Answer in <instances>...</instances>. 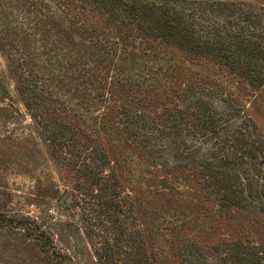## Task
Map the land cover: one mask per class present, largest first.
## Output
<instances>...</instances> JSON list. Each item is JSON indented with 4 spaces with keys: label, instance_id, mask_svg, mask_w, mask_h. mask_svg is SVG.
I'll return each mask as SVG.
<instances>
[{
    "label": "trees",
    "instance_id": "1",
    "mask_svg": "<svg viewBox=\"0 0 264 264\" xmlns=\"http://www.w3.org/2000/svg\"><path fill=\"white\" fill-rule=\"evenodd\" d=\"M55 3L75 18L89 9L104 13L108 24L120 19L125 25L121 27L122 42H116L115 36H94L86 42L64 34L59 38L60 44L67 50V57L75 59L73 63L62 61L60 56L55 62L37 63L32 55L36 49L28 42L19 45L18 38L12 48L13 54L21 49L20 55H24L21 58L24 64L18 63L16 67H25L19 74V91L27 106L36 112V122L48 134L53 153L72 163L82 177L83 219L91 235L102 239L96 251L102 264H123L127 258L133 264H147L146 237L158 243L154 231L160 229L159 221L166 216L176 220L174 224L183 223L179 218L186 216V222L201 229L202 241L215 234L216 222L210 216L208 219L198 212L185 214L196 207L193 196L181 201L176 198L173 207H163L158 197L161 191L155 187L147 189L148 179L144 180L139 170L147 166L146 161H160L158 165L166 174L188 171L189 176H200V188L208 196L214 195L222 209L264 214V138L250 119L234 116L236 101L210 83L211 72L204 71L195 79L182 73L173 58L175 49H183L228 68L250 87H259L264 83L263 21L250 11H236L230 7L235 5L233 2L216 0H201L196 7L191 6V0H177L174 5L168 0H56ZM3 4L2 25L7 23L1 12L11 5L24 12L26 19L39 17V25L48 19L43 12L50 13L48 8H52V4L34 0H8ZM53 24L58 27L56 31H63L61 27L71 29L66 22L54 20ZM145 24L149 26L144 27ZM134 30L139 33L135 37L140 42L132 39ZM119 43L122 47L117 53L113 49ZM91 59L104 60L108 65H103V69L110 68L115 75L109 79L108 71H104L105 78L94 72L79 81L69 76V69L74 68L81 72L78 76L85 77L82 71L93 65ZM181 79L191 82L189 94L181 92ZM55 84L63 88H56ZM95 84L98 90H84L86 85ZM177 97L185 99L184 108L171 102ZM215 99L227 103L222 111H218ZM96 102L106 104V112L100 116H94ZM167 102L174 104L166 106ZM234 135L237 136L233 139ZM96 223L103 228L100 234L93 229ZM0 231L24 234L35 240L50 264H74L46 224L37 218L0 212ZM5 238L3 235L2 239ZM218 246L205 250V254L216 259L223 253L221 258L228 261L246 250L235 240L221 239ZM253 251L249 259L264 264V250ZM205 254L198 256V264L208 261ZM162 263L163 260L156 264Z\"/></svg>",
    "mask_w": 264,
    "mask_h": 264
},
{
    "label": "rangeland",
    "instance_id": "2",
    "mask_svg": "<svg viewBox=\"0 0 264 264\" xmlns=\"http://www.w3.org/2000/svg\"><path fill=\"white\" fill-rule=\"evenodd\" d=\"M7 1L0 0V5ZM55 1L34 0V3L52 4V8H48L50 13L43 12L44 15L47 14L48 19L41 25L38 23L41 21L39 17L27 18L30 20L28 22L26 14L19 9L15 10L13 5L1 12L4 15L3 21L7 24L2 25L0 22V38H3L0 39V212L12 215L22 213L45 223L53 239L61 249L70 254L74 264H102L96 253L98 242L102 239L91 235L89 227L83 219L82 206H84L85 197L82 196L80 190L82 177L76 173L77 169L72 163L53 153V148L47 138L48 134L43 132L36 122L34 117L36 112L27 106L25 97L19 91V74L22 75L25 67H16L18 63L24 64L21 61L24 55H20L21 49L19 54H13L12 48L13 43L16 42L15 38H18L21 39L19 45L22 46L23 42H28L32 49H36V51L32 50V55L36 58L37 63L43 61L47 63V60L55 62L59 56V59L64 62L73 63L75 59H69L67 50L63 49L60 44L62 41L59 38L64 34L69 38H75V40L84 39L86 42L94 36H115L118 39L116 42H122L121 38L124 34L121 32L124 29L121 27L123 28L125 25H122L120 19H114L108 24L105 22L107 16L104 13L89 9L88 12L83 11L75 18L71 16V12H66L68 10L63 9ZM191 1L193 3L191 6L196 7L201 0ZM216 1L233 2L235 5L230 7H235L236 11L240 9L250 11L254 17L260 18L264 25V0ZM168 2L174 5L177 0H168ZM19 6L23 7L22 4ZM188 13L189 11L183 14L184 19H187L186 14ZM50 17L51 19H49ZM54 20L59 23L66 22L71 29L64 30L61 27L60 30L63 31H56L58 27L53 24ZM147 25L145 24L144 27ZM7 26L10 29L6 30ZM130 27L132 28L133 25ZM18 28L21 30L20 32H18ZM93 29L98 30L94 31ZM133 32L132 39L140 42V38L135 37L139 33H135V30ZM24 38L27 40L25 41ZM4 42L6 45L3 44ZM121 47L122 44L119 43V45H114L113 50L119 53ZM181 50L183 52L175 49L173 56L179 63L181 72L188 73L193 78L202 76L204 71L211 72L210 83L222 89L224 93L228 94V97L232 96L236 101L238 108L237 114L234 116L239 118V115H242L244 118L250 119L254 128L264 138V83L259 87L252 88L228 68L211 63L206 57H197ZM63 54H65L64 58ZM117 57L118 55H114V58ZM105 64L104 60H93V65L84 69L85 72L82 71L85 77L78 76L81 72L75 71L74 68L69 69V76L79 81L86 78L89 73L96 72L105 78L104 71H108L107 78L110 79L115 74L110 68L103 69ZM179 83L181 92L185 91L189 94L188 85L191 82L181 79ZM55 87L63 88L58 84H55ZM95 88L98 90V84L86 85L84 90H94ZM86 95L83 94V96ZM90 96H92V91ZM184 100V98L177 97L171 102L178 103L184 108L186 102ZM171 102H167L166 106L174 104ZM215 103L218 111H222L227 105L220 99H215ZM105 105L103 102H96L93 107L94 116H100L106 112ZM236 127L237 125L232 129ZM235 136L237 135L232 138L234 139ZM188 140L189 143H192L193 139L190 137ZM203 150L206 151V147ZM254 154L258 155L257 152ZM158 163L161 162L146 161L147 166L139 169L143 172V179H148L146 188L151 190L155 187L161 191L162 195H158V197L161 198L165 208L167 205L173 207L176 198H179L177 201H181V199H190L188 197L192 198L193 196L195 199L193 203L196 207L191 211H185V214L190 215L198 212L206 217L210 216L216 222V230L211 238L202 241L201 229L197 224L186 222L183 212L181 214L184 215L181 216L184 217L179 218L183 220V223L174 224L176 220L169 219V216L163 217L159 221V226L164 228L160 227L158 231H154L158 243L155 244L152 238L146 237L148 242L144 247L148 254L146 256L149 258L147 264H156L161 260H163L162 264H198V256H201L202 253L205 254V250L217 247L221 239L228 242L239 241L246 250L238 256L235 254L228 261L221 258L223 253L217 255L216 259L210 254H205L208 261L204 264H255L252 261H256V259L251 261L248 256L254 253L253 250H264V214L256 215L246 210L222 209L214 195L208 196L205 189L200 188V176H189L188 171L166 174ZM106 170L110 172L109 168ZM140 179L142 180L141 177ZM197 180L198 182H196ZM188 212L190 213L187 214ZM207 218L209 219V217ZM96 224V228L93 229L99 233L103 228L99 223ZM212 224L210 223V226H213ZM3 235L6 236L5 240L2 239ZM218 247L220 248V246ZM126 260L123 264H133L128 261V258ZM262 260L264 263V258ZM0 264L50 263L35 240L24 234H6L0 231Z\"/></svg>",
    "mask_w": 264,
    "mask_h": 264
}]
</instances>
